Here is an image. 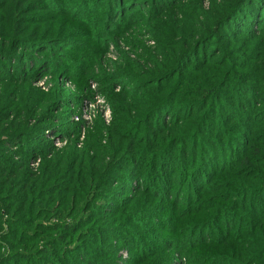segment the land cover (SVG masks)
Returning a JSON list of instances; mask_svg holds the SVG:
<instances>
[{
  "label": "rangeland",
  "instance_id": "1",
  "mask_svg": "<svg viewBox=\"0 0 264 264\" xmlns=\"http://www.w3.org/2000/svg\"><path fill=\"white\" fill-rule=\"evenodd\" d=\"M51 1L45 11L37 0H26L32 6L21 18L22 34L28 36L25 41L10 34L14 22L5 21L7 18L0 9V120L9 124L4 131L0 129V162L6 167L16 166L15 171L22 168L18 175L13 171L3 178L0 176V255L6 258L5 264H80L72 258L62 259V253L50 241L56 240L55 234H46L41 229L46 222L57 221L49 218L48 192L57 198L61 187L67 192L70 189L67 196L71 203L67 209L54 214L74 211L72 191L77 178L87 185L98 182L86 204L87 214L92 216L84 224L101 217V221L92 225L95 230L92 235L97 241L101 236L104 240L97 244L90 237L86 239L95 246L96 255L91 264H223L226 257L215 255L221 246L218 243L223 231L220 221L229 218L227 226L234 231L237 219L242 230L248 226L244 220L247 218L240 217L244 213L235 208L239 198L231 196L226 210H220L222 204L218 198L222 193L218 191V181L224 176H212V170L235 162L237 154L227 157L230 150L234 152L233 146L229 151L225 149L227 146L219 145L205 150V140L201 141L196 148L200 158L192 159L194 166L188 168L179 159L169 156L165 161L162 155H155L151 160L142 158L141 144L149 138L144 133L145 122L137 125L133 133L129 130L130 135L124 132L108 141L96 138L115 121L109 97L122 87L132 86L123 76L128 72L125 56L134 59L135 53H129V47L121 43L126 37L120 38L119 31L122 27L127 29L132 18L138 19L135 16L138 11L129 13L135 5L150 13L147 4H152V0L124 2L128 7L119 18L117 15L112 27L109 22L116 15L112 17L110 10L115 8L117 0H55L72 9L70 18L59 19L54 16L55 7H52L57 4ZM83 2L85 7L79 9L77 6ZM93 4L97 11L95 9L92 16H83ZM171 5L175 7L170 10ZM197 7L204 14L199 28H205V36L196 31L195 37L187 40L170 39L171 48L178 43L184 46L192 42L178 68L189 66L191 62L199 65L213 60L211 65L224 75L214 81L211 79L207 84L209 92L226 97L227 101H230L227 92L233 97L252 95V106L264 114V0H172L164 11L153 7L162 15L144 27L146 33L140 47L153 48L160 44L168 36V26L172 27L174 20L186 12L195 13ZM147 18L149 22L150 16ZM210 29L211 35L206 36ZM111 30H118L115 36L109 33ZM134 42L137 41L131 43ZM72 47L75 51L70 53ZM48 51L52 53H46ZM57 56L67 58V64L60 59L57 66ZM203 71L206 78V66ZM237 73L242 75H233ZM221 83L226 86L222 90ZM184 100L183 104L175 105L176 108L169 102L163 105L164 116L158 114L159 108L151 110L150 118L161 123L168 116L179 117L197 108L200 110V101L186 96ZM172 108L174 113H170ZM198 120L200 123L201 117ZM204 125L203 122L202 127ZM206 128L209 129V125ZM7 137L9 141H5ZM123 143L133 147L132 154L121 155L118 165L104 176L102 167L118 157ZM194 146L195 143L192 149ZM65 147L68 149L63 152H68L70 157H73V147L83 152V157L69 158L65 154L53 157L55 150ZM2 148L6 149L2 151ZM99 148L106 150L96 154ZM153 161L159 164L158 170L146 173L145 167ZM128 164L130 171H125ZM140 169H143L142 177H139ZM24 188L22 194L29 192L33 196L31 203L39 202L40 210L32 209L35 214L31 216L38 214L32 221L33 228H29L30 221L23 215L15 218L16 214L9 216L6 209L3 210L6 206L19 207L12 202V197H17L18 203L27 197L31 199L18 192ZM135 188L141 191L134 193ZM135 196L148 206L129 207ZM252 196L260 204L259 196ZM116 207L120 209L116 211L118 216L114 217V223L112 212L108 211ZM172 222L174 227L169 226ZM32 230L36 234H31ZM35 246L39 251L36 255L31 251ZM15 254L19 256H13Z\"/></svg>",
  "mask_w": 264,
  "mask_h": 264
},
{
  "label": "trees",
  "instance_id": "2",
  "mask_svg": "<svg viewBox=\"0 0 264 264\" xmlns=\"http://www.w3.org/2000/svg\"><path fill=\"white\" fill-rule=\"evenodd\" d=\"M37 1L45 11L48 10L46 8L47 3H52L51 0ZM53 1L55 2V0ZM127 1L129 0H117L115 8L110 10L111 16H116L114 19H110L109 26L112 27V23L117 22V15L119 18L121 12L127 9L128 5L126 6L124 4V2ZM171 2L172 0H152V4H147L150 13L139 10L140 8L136 5L133 10L129 12L132 14L138 11L137 15H135L138 19L134 20L132 18L127 29L122 27L119 34L120 38L126 37L121 43L129 47V53H135L134 59H129L125 56V65L128 72L123 76V78L126 77L125 81L131 83L132 86L122 87L116 95H111L109 97L112 107L111 111L113 112L115 121L112 122L107 129L104 128V130H101L100 137L98 135L96 138L106 139L108 141L110 138L117 137L124 132L130 135L134 132L137 125L145 122L147 125L145 126L146 130L144 129V133L146 132L149 138L146 143L141 144L143 149L139 151L142 158L151 160L155 155H162L161 158H163L164 161L166 160L165 158L169 157L179 159L182 161V164L188 166V168L194 166L191 162L192 159L200 158V154L196 153V148L201 141L205 140V150L213 145H219L220 147L227 146L225 149L229 151L233 146L234 152L230 150L227 157L229 158V156L232 155L233 158V154H237L238 157H236L235 162L230 163L227 167L222 166L220 169L212 170V176H214V178L224 176L222 180L218 181L220 185L218 191L222 193L218 198L220 204H222L220 210H226L224 208L232 201L231 196L239 198L235 200L238 201V206H240V208L238 206H235V208L239 209V212L241 211L244 213L241 214L240 217L247 218L244 220L247 221L248 226L242 230V228L239 227L240 219H237L235 225L236 230L234 231L233 228L227 226V222L229 223L230 221L229 218L221 220L220 225L223 231L219 238L221 242L218 241L221 246L220 249H218V254L215 255L217 257H226L223 264H264V114L261 113L260 110H257V107L252 106V101L254 100L252 95L243 94L241 97H233L232 94H228V90H225L227 92V98L229 97L230 99V101H227L225 100L226 97H219L209 92L207 84L210 83L211 79L214 81L216 78L224 75H222L218 69L214 68V65H211L214 63L213 60H205L199 65H197L196 62H191L189 66L178 68V65L184 62L187 51H189V45L192 42H187L184 46L178 43L174 48H171L170 39L173 37H180L187 40L191 37H195L196 31L202 33L203 37L205 36V28H199L201 25L200 20H203L204 17L200 8L197 7L195 13L186 12L180 19L177 20L176 18L172 27L168 26L167 28V40L162 39L160 44L155 45L153 48L140 47V43H143V35L146 33L143 31L144 27L148 23H151L154 18L158 19L161 13L157 11H164L165 6ZM55 3L57 4L56 6L52 5V7H55L53 10L54 16H56L57 19L61 17L70 18L72 9H68L69 5L58 4V2ZM31 6L32 4L27 3L26 0H0V9L7 18L5 21L14 22V28L10 34L16 36V38L21 41H25L28 38V36L22 34L23 28H20L22 23L21 18L24 13L30 10ZM77 7L81 9L85 7V3L83 2L81 6ZM153 7H156L157 11H154ZM170 7L169 9L171 10L175 6L171 5ZM95 9L96 7L93 4L88 11H84L83 16H92ZM149 16L150 20L147 22V19H149L147 17ZM215 23L216 22L212 24L211 29ZM80 24L84 26V23ZM211 29L206 36L211 35ZM116 31L118 30H111L109 33L115 36ZM32 40H35V38ZM134 40L137 42L131 43ZM53 46L55 47V45ZM106 50H108L107 47ZM74 51L75 48L72 47L70 53ZM46 53L51 54L52 52L48 51ZM60 59L63 60L64 64H67V58L57 56V66H59ZM205 66L208 69L206 78L203 71L205 70ZM233 75L240 76L242 74L237 73ZM212 76H214V78H211ZM180 78L181 80H179ZM225 87L226 86H223L221 83L220 90ZM185 96L200 101V110L197 108L179 117L168 116L167 119L161 123L150 118L149 113L151 110L159 108L157 111L158 114L164 116L166 115V111L162 109L163 105L169 102L173 103V107L176 108L175 105L183 104ZM218 111L219 114H215V112ZM170 113H174V108L170 110ZM258 113L259 116L255 117ZM200 117L201 121L199 123L198 118ZM212 119L215 121L211 122ZM203 122L205 123L204 127H202ZM8 125L9 124H6L5 121L0 120V129L3 131ZM208 125L210 127L209 129L206 128ZM131 129L132 133L129 134V130ZM9 139L10 138L7 137L5 141H9ZM235 140L236 142H234ZM193 143H195L194 149H192ZM132 148L133 147L129 144H121V151L118 153V157L109 160L102 167V174L104 176L108 175L112 169L115 168V165H118L117 163L121 155L132 154ZM5 149L6 148H2L1 150L3 151ZM67 149L68 147L60 151L55 150L53 157H60V155L63 154L69 158H78L79 155L83 157V152L78 151L75 147L72 148L73 157H70L68 152H63ZM103 149L99 148L96 150V154ZM123 150H125L124 153ZM221 157L225 158V155L221 153ZM129 165L130 164H128L126 169L124 168L125 171H130ZM158 166L159 164H156V161L151 162L145 167L147 168L146 173H150L151 171L156 172ZM15 168L16 166L6 167L3 162H0V176L2 178L7 176L9 173L15 171ZM21 169V167L18 168V170L15 171V175H18ZM142 171L143 169L139 170V177ZM73 184L72 194L75 196L73 200V204L75 205L74 211H72L71 214L68 212L66 215L54 214L57 211L67 209L68 203H71L67 196L70 189L67 192V190L65 191L64 188L61 187L57 198H55L52 193L49 194L48 192L47 196L49 197L50 207V210H48L50 214L49 218L52 217L50 221L54 219L57 221L46 222V225L41 227V229L44 230L46 234H55L56 240L53 239L50 241L55 243L52 244L53 247L57 248V251L62 253V259L66 261L67 258H72L76 263L91 264L96 255L95 246L86 242V239L90 237V239H93L97 244H100L104 240V237L101 236V239L97 241L92 235L94 234L93 231H95L92 230V225L97 221H101V217H97L91 224H84L87 218L92 216L87 214L89 210L87 211L86 204L89 203V199L94 191L93 189L97 186L98 182L94 181L93 184L87 185L86 182L78 181L77 178ZM24 191L25 188L18 192L21 195L25 194L30 196V200L29 197H27L23 202L18 203L16 202L19 201L17 197L11 198L12 202H15V205L21 207V210H19L18 206V208L6 206L3 210L6 209V214L9 216L16 214L15 218H17L19 214L23 215L24 219L26 218L30 221H28L29 228H33L34 223H32V221L38 214L31 216L35 214V211L32 209L40 210L37 206L39 202L35 200L34 203H31L33 200L32 194L29 192L22 194ZM132 191L140 192L141 188H135ZM252 194L259 196L260 204L256 202V197L252 196ZM247 197L248 202H246ZM9 202L11 201H8V203ZM30 203L34 204V208ZM57 204H60V206L57 207ZM135 205L139 207L148 206L145 201L139 199V196L133 197L129 202V207ZM14 209H16V211H14ZM118 209H120V207L108 211L109 213L112 212L111 219H113L114 223H116L114 217L118 216V212H116ZM92 212L94 213L95 211L93 210ZM49 218H47V220ZM89 222H92V219ZM169 226L174 227V223L172 222ZM31 234H36V231L32 230ZM35 242L36 241H33V243ZM66 244H68L67 247L65 246ZM44 245L47 244L44 243ZM31 251L35 255L39 253L37 246ZM45 251L49 250H44V252ZM13 256L19 255L15 254ZM108 260H111V258H108ZM0 261H2V264H5L6 258L0 255Z\"/></svg>",
  "mask_w": 264,
  "mask_h": 264
}]
</instances>
